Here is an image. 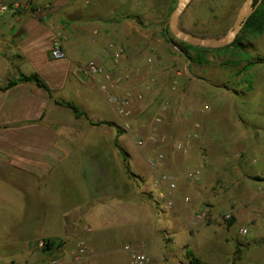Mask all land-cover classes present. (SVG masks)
<instances>
[{
	"label": "rangeland",
	"instance_id": "rangeland-1",
	"mask_svg": "<svg viewBox=\"0 0 264 264\" xmlns=\"http://www.w3.org/2000/svg\"><path fill=\"white\" fill-rule=\"evenodd\" d=\"M93 1L75 0L84 9L92 7ZM244 1L189 0L178 17V26L204 38H221L231 29ZM22 3L28 4V1ZM105 3L111 4L122 17V37L115 43L121 44L124 53L117 62L113 61L115 67L106 68L96 58L103 55L104 44L100 31L94 30H100L102 21L89 22L82 18L74 22L85 26V30L67 40L63 38L68 57L63 62L71 60L81 66L93 60L108 72L127 74L118 92L139 91L142 98L133 106L138 103L143 110L133 112L131 117L129 112L126 116L129 117L130 132H125L121 124L116 125L117 132L123 136L120 142L117 139V145L129 152L125 156L132 165L126 173L133 178L135 172L141 175L138 180L142 184L143 160L139 153H149L148 158L162 153L165 158L162 170L178 178L176 193H183L182 197L190 199L183 202V209H186L180 210L182 214L173 208H165L164 202H158L161 213H165L159 226L170 228L174 238L172 244H175L174 250L166 254L160 232H152L144 211L133 209L132 215L140 223L146 222L148 227V232L140 239L147 243L143 248L154 258L163 256L162 264H188L187 249L199 258V264H264V32L253 35L242 27L237 36L239 45L230 42L220 48L205 47V51L188 49L184 52L183 41L178 40L169 27L178 0H105ZM61 35L66 34L62 32ZM135 53H138L139 61L133 63L130 59L136 57ZM248 60L255 64L237 73ZM81 78L89 80L82 74ZM89 98L93 102L96 100L97 107L101 108L98 117L111 115L105 95L92 91ZM163 105L167 109L161 111ZM155 113L162 115L157 129L151 122ZM193 123L200 124L198 138L193 139L186 154L193 153L195 160L184 167H168V157L175 154L174 144L192 129ZM152 132L165 135L167 142L162 145L137 144L138 139H145ZM104 136L106 134L102 132V142L106 139ZM71 155L69 159L82 157L75 152ZM120 158L124 163L122 154ZM191 169L200 170L198 181L186 178ZM149 189L157 197L153 179L147 178L145 190ZM204 206L209 210L204 220L188 228L185 225L187 219ZM13 209L11 204L12 212ZM228 212L232 224L223 218ZM95 218L91 223L97 228L109 227L117 221L110 216ZM242 227L247 229L246 233L239 232ZM5 231L0 227V234ZM238 248L240 251L237 252ZM33 255L40 257L41 261H37L40 264H47L52 256L60 257L42 251ZM7 257L8 254L3 259ZM110 257L105 255L102 259ZM153 257L147 264L156 263ZM37 258H30V262Z\"/></svg>",
	"mask_w": 264,
	"mask_h": 264
},
{
	"label": "crops",
	"instance_id": "crops-1",
	"mask_svg": "<svg viewBox=\"0 0 264 264\" xmlns=\"http://www.w3.org/2000/svg\"><path fill=\"white\" fill-rule=\"evenodd\" d=\"M45 1L49 7L39 8ZM81 18L102 21L100 30H94L100 31L104 44L103 55L96 58L106 68H114L110 50L104 49L122 37V17L105 0L93 1L89 9L75 0H38L31 7L21 3L17 11H6L0 17V83L19 73H37L51 92L49 97L33 82L0 90V227L6 229L0 234V264H40L37 262L40 257L33 255L42 251L36 242L47 238L61 242L51 254H59L62 264H67L72 249L80 242L95 252L89 264H129L125 244L145 247L147 243L140 239L148 232L146 222L140 223L132 215L133 209L144 211L152 232H160L165 254L175 247L170 228L159 226L165 214L158 207L159 200L151 189L145 190L146 179L153 178L148 165L150 154L139 153L143 160L142 184L138 180L141 175L135 172L134 178L129 177L121 161L120 154L127 156L129 152L117 145V139L120 142L123 136L116 125L121 124L125 132H130L129 117H119L110 105L111 115L98 117L101 108L89 94L92 91L103 94L94 78L83 73L84 65L77 66L71 60L63 62L68 59L66 41L65 58L49 56L53 35L67 40L85 30V26L74 22ZM62 32L66 35H61ZM135 54L130 59L133 63L139 61L138 53ZM81 74L89 80H82ZM62 100L78 105L86 116H76L57 102ZM137 110H143L138 103L130 109V117ZM99 120L113 121L116 125L90 123ZM151 122L157 129L153 118ZM102 132L106 134L104 142ZM74 152L82 157L69 159ZM174 153L168 157V167H184L195 160L193 153L182 154L175 144ZM182 195L175 194L174 210L178 213L186 209ZM104 216L115 217L117 221L100 228L91 223L95 217ZM202 220L191 226L187 219L185 225L191 229ZM6 254L9 257L3 259ZM105 255L112 257L102 259ZM34 257L38 258L31 263L30 258ZM162 257H153L155 264H162Z\"/></svg>",
	"mask_w": 264,
	"mask_h": 264
},
{
	"label": "built area",
	"instance_id": "built-area-1",
	"mask_svg": "<svg viewBox=\"0 0 264 264\" xmlns=\"http://www.w3.org/2000/svg\"><path fill=\"white\" fill-rule=\"evenodd\" d=\"M24 1H28L29 6L31 7L33 4L37 3L38 0H14V1H1L0 0V16L11 9L17 10L21 3ZM49 3L45 1V3L39 8H48ZM63 37L59 34H55L51 40V47L49 51V56L52 59H61L65 58V49L63 45ZM110 50V55L114 62H117L119 58L124 53V49L121 44H110L107 49L104 51ZM83 73L92 78H96V82L100 88V91L105 97L109 105L115 114L119 115V117L127 116L130 112L133 103L136 100L142 98L141 93L139 91L126 90L123 94L118 92L119 85L123 82V80L127 77V74L120 73H111L108 72L105 68L101 66V64L90 60L83 66ZM136 72H139L137 70ZM147 88V87H146ZM166 106L161 107V111L166 110ZM153 121L157 124L162 122L161 114H154ZM200 128L199 123H193V127L190 131L184 134L181 140H179L175 147L182 154H186L187 150L190 149L191 143L193 139L198 138V130ZM150 143L153 145H162L167 142V137L165 135H157L156 132H152L147 135L145 139L141 138L137 140L138 145H143V143ZM149 169L153 173V185L157 190V199L159 201L164 202V206L167 209H174L176 205L175 201V193L178 186V178L171 172L163 171L162 168L165 166V158L162 153L154 154L152 157L148 159ZM187 179H193V181H198L201 177V172L199 169H191L186 173ZM184 202H189V197L185 196ZM158 201V202H159ZM208 208L204 206L199 212H197L194 216H191L188 221L191 226L197 224L198 221L202 220L206 217L208 213ZM224 219L231 218L230 213H225L223 215ZM246 228H239L240 233H246ZM38 248H44L45 241L44 239H39L36 242ZM124 250L126 251L129 264H147L152 260L151 255H149L142 247H134L131 244H125ZM95 255V252L88 248L86 244L80 242L76 245V247L72 250L70 259L67 264H89V260ZM62 258L55 256L48 259L47 264H62Z\"/></svg>",
	"mask_w": 264,
	"mask_h": 264
},
{
	"label": "trees",
	"instance_id": "trees-1",
	"mask_svg": "<svg viewBox=\"0 0 264 264\" xmlns=\"http://www.w3.org/2000/svg\"><path fill=\"white\" fill-rule=\"evenodd\" d=\"M253 4H254L255 8L252 11L251 15L249 16V18L246 19L244 26H243V30L249 31L253 35H259V34H262L264 32V0H253ZM197 36L203 37L202 35H197ZM181 43L183 45H185V47H186V48H183L184 52H187L188 49H193L196 51L207 50V48H205V47H200V46L188 44L185 42H181ZM239 43H240V41L238 40V37H236L234 40L231 41V44H234V45H239ZM254 64H255V62H253V60H248L247 63L237 73H241L242 71L248 69L251 65H254ZM21 82H25V83L26 82H33L37 86L44 89V91L48 94V96L51 97V92L49 89L50 87L44 81V79L40 75H38L37 73H32L30 75H26L24 73H19V75L17 77L12 78V79H10V80L2 83V84L0 83V90H4V89L7 90V89H9V88L17 85L18 83H21ZM57 102L60 104H63V106H66L69 109H71L72 112L76 116H80V115L86 116V114L80 109V107L71 101H63L62 100V101H57ZM90 123L116 125V123L113 121H100L99 120L96 122L91 121ZM122 155H123V159H124V169L126 172H128L129 164L127 162V158L124 154H122ZM231 219H227V220H229V222H231L232 221ZM230 224H232V222ZM44 241H45V245H44V248H42V251L45 253H51L55 248H57L61 245V242L59 240H53L52 238L44 239ZM238 251H240L239 248L237 249V252ZM186 253H187V256L189 258L188 264H199V262H200L199 258L194 256V254H192L190 249H187Z\"/></svg>",
	"mask_w": 264,
	"mask_h": 264
},
{
	"label": "water",
	"instance_id": "water-1",
	"mask_svg": "<svg viewBox=\"0 0 264 264\" xmlns=\"http://www.w3.org/2000/svg\"><path fill=\"white\" fill-rule=\"evenodd\" d=\"M189 0H178L176 7L174 8L170 19L169 27L172 33L178 40L183 41L188 44L207 47V48H220L226 46L230 43L235 37L238 36L240 30L242 29L245 21L251 15L255 6L253 0H245L244 3L239 8L236 18L233 21L232 27L227 33L221 38L216 37H197V35L190 33L181 29L178 26V17L182 13L184 7L187 5Z\"/></svg>",
	"mask_w": 264,
	"mask_h": 264
}]
</instances>
